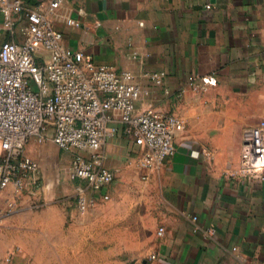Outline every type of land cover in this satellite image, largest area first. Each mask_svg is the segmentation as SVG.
<instances>
[{
  "label": "crops",
  "instance_id": "1",
  "mask_svg": "<svg viewBox=\"0 0 264 264\" xmlns=\"http://www.w3.org/2000/svg\"><path fill=\"white\" fill-rule=\"evenodd\" d=\"M51 19L63 44L133 75L136 111L151 106L174 114L184 128L174 151L148 170L137 165L130 139L107 140L105 165L114 179L101 192H87L97 202L85 212L75 207L76 230L86 237L95 224L104 242L106 227L119 229L109 249L115 259L106 261L105 246L20 243L10 237L6 215L0 257L7 254L8 264H264V168L239 173L244 130L264 129V0H65ZM145 72H163V80L153 83ZM204 75L216 84L188 88ZM27 144L25 155L40 165ZM207 228L215 232L208 236Z\"/></svg>",
  "mask_w": 264,
  "mask_h": 264
},
{
  "label": "built area",
  "instance_id": "2",
  "mask_svg": "<svg viewBox=\"0 0 264 264\" xmlns=\"http://www.w3.org/2000/svg\"><path fill=\"white\" fill-rule=\"evenodd\" d=\"M64 1L28 6L24 0H0V32L6 35L0 40V195L9 186L20 192L27 184L38 185L39 163L23 150L29 139L43 142L48 137L58 149L73 152L71 177L79 182L76 207L83 213L97 202L87 192H101L114 179L105 165L109 138L130 139L138 147L137 165L148 170L174 151V138L184 126L176 115L151 106L136 111L138 87L129 71L97 64L91 55L63 44L51 15ZM143 77L160 83L164 73L145 72ZM215 84L210 75L187 82L192 90ZM185 91L183 86L179 94ZM204 154L211 158L210 152ZM262 168L264 129L246 128L239 173L248 177ZM102 198L108 199L107 194ZM12 206L9 202L7 210L0 209V240L1 220ZM162 231L158 228V235ZM204 232L211 236L215 230Z\"/></svg>",
  "mask_w": 264,
  "mask_h": 264
},
{
  "label": "rangeland",
  "instance_id": "3",
  "mask_svg": "<svg viewBox=\"0 0 264 264\" xmlns=\"http://www.w3.org/2000/svg\"><path fill=\"white\" fill-rule=\"evenodd\" d=\"M28 142L34 144L32 153L40 159L39 180L37 186L27 184L20 192L8 187L10 192L6 197L0 195V209L7 210V204L13 202L11 211L4 215L12 223L10 237H19L20 243L33 246H105L106 261L115 259V252L109 249L114 246V234L119 229L106 227L104 242L98 240L95 224L90 225L86 237L76 230L80 229L79 216L75 212V186L79 182L71 177L73 152L55 149L47 137L41 143L29 139L24 154H29ZM42 144L46 148L43 153L39 150ZM47 254L44 251L42 258L47 260ZM8 262L7 254L1 255L0 264Z\"/></svg>",
  "mask_w": 264,
  "mask_h": 264
}]
</instances>
